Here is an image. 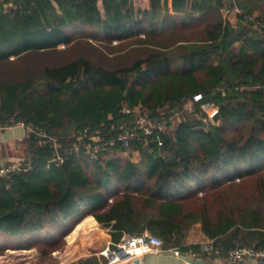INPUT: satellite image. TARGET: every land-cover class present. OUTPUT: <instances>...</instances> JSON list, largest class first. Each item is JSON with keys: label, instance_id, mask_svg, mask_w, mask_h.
<instances>
[{"label": "trees", "instance_id": "trees-1", "mask_svg": "<svg viewBox=\"0 0 264 264\" xmlns=\"http://www.w3.org/2000/svg\"><path fill=\"white\" fill-rule=\"evenodd\" d=\"M263 25L264 0H0V128L30 130L0 176V241L47 256L93 216L115 244L198 251L200 224L223 255L263 251ZM140 110L166 129L144 135Z\"/></svg>", "mask_w": 264, "mask_h": 264}, {"label": "built area", "instance_id": "built-area-1", "mask_svg": "<svg viewBox=\"0 0 264 264\" xmlns=\"http://www.w3.org/2000/svg\"><path fill=\"white\" fill-rule=\"evenodd\" d=\"M7 7V6H5ZM238 9H235L234 14H236ZM264 31V25L261 26ZM201 96H196L195 101H199ZM206 110H211V107L205 106ZM129 112V111H127ZM139 130L143 132L144 135H152L155 130H165L166 125L163 123L159 126L151 123L147 112L139 111L137 121ZM137 137L136 130H123L120 134L119 139L123 141L124 146L128 147L131 139ZM30 166H28V169ZM20 165L10 167L8 169L0 170V176L8 177L13 173L21 171ZM163 241L148 232L139 236H124L121 242L117 245V249L109 252V264H132L131 260H135L136 254H158L165 252ZM170 251V250H169ZM177 256L181 254L185 255L189 259L196 261L202 260L207 262L215 261L214 264H245L248 261H253L254 264H264V250L257 251L253 248H241L234 247L229 249V251L223 255L221 250L216 247L215 240H206L204 244L199 246L198 251H188L187 253H181L179 251L172 250ZM135 254V256L133 255Z\"/></svg>", "mask_w": 264, "mask_h": 264}, {"label": "rangeland", "instance_id": "rangeland-1", "mask_svg": "<svg viewBox=\"0 0 264 264\" xmlns=\"http://www.w3.org/2000/svg\"><path fill=\"white\" fill-rule=\"evenodd\" d=\"M132 2L134 8L136 9L145 8V0H132ZM100 8L102 9L101 3ZM224 15L228 16V19L235 23V14L233 12L224 11ZM207 112H209L210 117H212L213 114L210 112V110ZM207 122L208 120L204 121L205 124H207ZM29 131L30 130L24 126L0 128V170L17 166L19 162H22L26 158V147L23 145V140L26 138ZM132 160L136 161L137 155H133ZM12 164L14 165L12 166ZM85 218L77 222L69 234L62 239V248L59 251L53 252L47 256H43L42 253L44 251H48L47 247L44 245L34 244L32 247L26 249L18 246V242L30 241L33 237L0 241V264H73L84 260L87 257L75 260V256L73 258L69 253H66V250L67 246L69 245L70 238L78 229L80 224L85 220ZM192 237L196 241H194V243L191 245L200 246L207 240L205 237H202L199 234L198 230H195L192 233ZM116 249L117 246L115 250ZM133 255L135 256V254ZM136 256L140 257L141 255H138L137 253ZM131 262L134 261L131 260Z\"/></svg>", "mask_w": 264, "mask_h": 264}, {"label": "crops", "instance_id": "crops-1", "mask_svg": "<svg viewBox=\"0 0 264 264\" xmlns=\"http://www.w3.org/2000/svg\"><path fill=\"white\" fill-rule=\"evenodd\" d=\"M145 2L144 9H147L149 7V0H145ZM134 155H137V160L140 159L138 154ZM85 223H87L86 227L81 228L75 237L72 235L69 245L67 246L66 253H69L73 258L75 256V260H79L84 257H96L100 260L102 257H106L108 261L109 252H111L114 247L116 248L118 245L113 242L112 236L110 235V229L101 225L93 216L85 218L80 226ZM195 230H198L199 234L202 237H205L202 233L201 225H196L189 233L187 239V244L189 245L196 241L192 237V233ZM206 239L208 240V238ZM136 259H141L142 264H187L181 261L179 256H177L173 251H165L158 254H141V256L136 257ZM106 264H109V262H106ZM245 264H254V262L248 261Z\"/></svg>", "mask_w": 264, "mask_h": 264}, {"label": "water", "instance_id": "water-1", "mask_svg": "<svg viewBox=\"0 0 264 264\" xmlns=\"http://www.w3.org/2000/svg\"><path fill=\"white\" fill-rule=\"evenodd\" d=\"M179 259L187 264H214L212 262H207V261H202V260H196L193 261L191 259H189L188 257H186L185 255L181 254L179 256ZM133 264H142V260L141 259H136Z\"/></svg>", "mask_w": 264, "mask_h": 264}]
</instances>
